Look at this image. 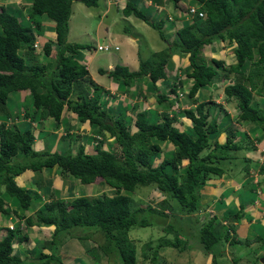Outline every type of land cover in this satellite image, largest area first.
I'll return each instance as SVG.
<instances>
[{"label":"trees","instance_id":"16d2710c","mask_svg":"<svg viewBox=\"0 0 264 264\" xmlns=\"http://www.w3.org/2000/svg\"><path fill=\"white\" fill-rule=\"evenodd\" d=\"M71 1L29 0L26 15L33 28L38 25L36 18L41 15L54 23L57 47L54 65L49 71H44L47 66H52L49 62L44 66L29 61L35 56V34L31 25L0 4V116H8L6 102L9 94L25 91L29 95L32 115L37 113L38 118L52 117L58 121L61 111L68 109L75 113L79 122L87 120L96 135L93 137V150L87 153L78 146L74 153L69 150L36 151L32 149L34 135L29 128L20 130L0 122V211L5 213L3 197L13 198L21 210L27 209L31 200L37 198L36 193L15 184L14 177L25 169L39 170L56 165L64 176L80 184H102L105 191L96 196L78 195L50 200L43 203L33 216L23 217L15 213L13 216L23 218L27 227L52 229L50 236L40 245L48 252L39 250L32 256L33 247L31 250L28 247L27 233L17 224L5 229L0 239V264H63L64 259L57 253L60 246L90 239L96 243L94 246L86 245L83 250L88 258L95 261L104 259L108 264H137L136 247L128 231L133 226L151 225L152 222L143 215L145 212L161 216L164 222L166 219L170 221L166 226L173 233L170 239L161 235L155 242L149 239L143 243L139 255L148 261L147 264L163 263L158 251L166 246L178 251H203L212 257L210 264H217V257L222 252L224 255L225 242L232 264L242 257L248 258L249 254L254 255L253 250L243 253L240 249L238 244L248 245L250 240L239 239L233 233L235 227L231 221H225L228 215L222 219V216L218 218L213 213H205L201 215L204 217L202 220H199L200 214L193 215L202 205L199 194L206 179L210 174L220 175L222 170L218 163L228 158L229 150L240 147L239 140L233 139L235 133L231 128L222 143L217 141L218 124L210 118L209 103L197 102L194 95L215 80L227 79L230 82L223 86V94L235 101V121L252 122L257 131L264 134V103L254 99V96L264 98V0H193L196 11H201L203 16L196 13L189 16L185 9L183 17H187L175 29L172 41L163 28L162 19L152 21L142 5L138 7L126 1L122 14L141 19L157 30L158 36L166 43L146 59H139L133 71L120 64H115L108 71L98 69L124 89L134 80L144 78L148 81L149 89L155 92V103L162 105L163 110L160 113L146 111L138 109V103H133L130 106L133 120L126 119L124 110L113 116L110 110L101 106L103 90L90 79L85 63H79L75 58L82 46L66 41ZM79 1L86 6L96 5V0ZM169 1L176 6L180 0ZM223 41L231 46L233 63L225 65L222 59L214 57L206 60L200 54L203 46H216ZM41 48L43 55L50 54L49 42H44ZM174 51L186 55L187 68L190 69L184 73V77L190 79L186 97L195 104L193 108L180 112L190 121V126L182 130L175 125L176 114L170 115L166 111L172 105L168 94H174L181 86L176 71L175 79L167 77ZM160 83L164 87L158 89L157 84ZM89 88L93 91L90 92ZM24 112L23 117L30 115L32 118L26 106ZM105 133L112 142L103 147ZM162 142L173 146L171 156H157ZM257 171L264 175V158ZM139 186H152L163 196L157 203L158 208H151L139 198L136 201L141 203H137V207L132 204L127 193L134 192ZM241 212V208L233 212L232 221L238 219ZM183 220L196 224L193 226L197 232L195 238L190 230L193 227L182 232L181 227L172 226V221ZM97 231L101 236L98 242L96 237H92L97 235ZM254 238L264 244V237ZM15 242L27 245L25 253L29 254L28 257L20 258L13 253ZM235 254L237 257L234 259Z\"/></svg>","mask_w":264,"mask_h":264},{"label":"crops","instance_id":"0c3cea01","mask_svg":"<svg viewBox=\"0 0 264 264\" xmlns=\"http://www.w3.org/2000/svg\"><path fill=\"white\" fill-rule=\"evenodd\" d=\"M2 1L4 2V4L7 3L5 5H8L9 7L13 9L18 8L20 9V11L23 9H27L29 5V0H1L0 4H2ZM74 1H77V0H74ZM126 1H131L135 3L138 7H140V5H142V7L145 6V8H147V11H155L161 8L163 10V14H162V18L160 17L159 19H167L164 22V25L165 23H169L168 24L169 27L163 26L166 33L169 34V41H172L175 38V34H174L175 29L181 26L182 19L186 18V16L181 18L182 15L185 14V7L187 5H196V3L193 0H180L176 6H173L169 0H139V1L105 0V7L102 10V15L107 18L106 13H107L108 6L110 5V3H112L111 5L115 7L116 12H120L123 20L124 21L128 20L127 18L133 15L124 16L121 12V9L124 6ZM70 7H71V3H70ZM20 15H22V13H20ZM147 16L149 17L148 14ZM26 17L27 16L25 15V17L23 18L25 23H28V22L31 23V20L29 21V19H26ZM39 17H40V20H38ZM133 17L136 18L135 16ZM136 19L140 20L143 24H145L141 19L139 18H136ZM36 20L39 23L38 25L34 26V31H35L34 34H35V41H37L38 43L37 46L39 45L40 50L33 51V53L35 54L34 59H31V60L28 59L31 62L36 61V55H40V53H42V48H41L42 44L47 41L50 43V47H51L52 43H54V37H55V32L53 31L54 23L52 20L48 19L44 15L38 16ZM68 20H69V17H68ZM68 20H67V27H68L67 35L69 32ZM101 21L102 19L99 18L98 22L100 24L102 23ZM113 22H114L113 19H110L109 24L106 26L105 32L109 31L108 29L112 25ZM128 22L130 24V21ZM135 25L138 27L139 23ZM170 29H172L171 31L173 32L169 31ZM87 36L90 37L88 34ZM131 40L133 41L137 40V37H132ZM160 40L163 42V45L160 48L162 49L166 45V43L162 39ZM108 42L112 43L110 41H107L106 43ZM112 44L117 45V43L115 42H113ZM221 44H224V43L221 42L220 44H218V46L215 47V48L218 47V49H216L217 51L211 54L210 56L213 57L214 54L216 53L214 58L216 59L224 58V60L222 59L224 64L233 63L234 58H233V53L231 51V46L227 45L226 42H225V47H223ZM160 49H157V51ZM94 50H96L95 47H94ZM55 51L56 50L53 51V48L51 47L50 54L48 56L46 55L47 60L40 59V61H36L39 63H35V64L45 66L49 62L50 65H52L50 68L51 70L54 65L53 58L55 57ZM23 55L25 56L24 53ZM26 57L27 55L25 56V58ZM125 57H126V54L124 53L122 56V60H120V62H118L119 60H113L112 62H108L109 60L107 61L104 60L102 62H98L99 64H96L97 66L94 72L90 70L88 66L89 63H91V61L93 60V56L91 53L85 51L83 48H79L77 54L75 55V58L77 59L79 63H85V68L88 71V76L90 77V79L96 85H99V87L103 90L101 94V98L103 100L102 103L109 104L107 108L110 110V113H112L113 116H117L118 113H121L123 110H125L127 106H131L133 103H138V106H139L138 109L140 108L142 109V107L140 106L141 104L139 103V101L141 102L140 99L138 100V102H137V99H135L134 102H128L126 99L122 98V100L119 101L117 100V98L118 96L127 98L125 95H128V94L130 95L129 96L130 98L128 99H131V96H133L134 98L135 97L140 98V96H142V93L140 92V90L137 89V87L140 86V83L143 84V88L145 89L149 88L150 86L148 81L143 78L141 80H134V82L130 85L129 88L124 89V87L120 83H117L111 80L106 75V72L100 73L98 71V69L108 71L113 68L115 63H118L120 65L127 67L126 62L124 60ZM136 59L137 61H139L140 59L138 58V54L136 55ZM180 60H181L182 65L184 64L182 63L184 61L187 64L186 55L181 54L177 51L176 52L174 51V53H172L170 57L171 64L169 65L168 74H167V77L170 80H172V79H175L173 78V76H174V72L176 71V78L181 80L180 81L181 86L180 88L178 87V89L176 90L177 93H179V89H183V88H186L185 90L187 92V88L190 86V79L184 77V74L180 76V71H179L180 67L179 65H177V63H179ZM226 60H229L228 63H226ZM137 61L134 62L135 65L130 66V69H131L130 71L135 70ZM44 71H47V67L45 68ZM186 71H190V69L187 68V65H186V69H184L183 72L185 73ZM104 76L105 78L107 77L109 79L104 80ZM227 83H229L227 79H223L221 81L215 80L209 86L206 85L200 88L202 92L204 91L207 93L206 99H202L201 97L200 98L198 97L200 96L199 90L194 95V98L196 99L197 102L205 101L209 103L208 108L210 112V118L214 119L215 122H217L218 124L215 135L223 134L225 137V134L227 133L228 129L231 128L234 131L235 135L241 134L240 135L241 137L242 136L244 137L247 135L250 138H253L254 140L258 142L260 141L259 143L262 142L261 143L262 148H264V134L257 131V126L254 123L235 121V116L237 113L235 101L232 99L225 98L223 94V86ZM157 87L158 89H161L164 86L160 83V84H157ZM207 87L211 89L209 91H206ZM89 90L93 91V88H89ZM221 96H222V100H220ZM254 99L259 103H261L260 100L262 99L264 100L263 97H258V96H254ZM7 101L9 102L8 116L6 117L0 116V122H3L6 126H9V125L15 126L20 130L24 128H29L34 135V139L32 142L33 150H36V151L46 150L48 152H53V151L63 152L65 150H69L71 153H74L77 150L78 146H82L84 151L87 153H90L93 150V144H94L93 137L96 135L92 132L93 129L89 125L87 120L79 122L74 112L68 109H63L61 111L60 118L58 121H55L52 117L38 118L37 113L32 115V111L30 110L32 106L30 103L29 95L25 91H17L15 94L9 95ZM188 101L190 102L189 104L190 106L192 104L195 105L189 99ZM25 106H26L27 112L32 115V118L29 117L30 115L23 117V113H25L24 112ZM160 106L162 108V105ZM150 110H155L156 112H158V110L156 109H150ZM160 110H163V109H160ZM166 111L169 112L168 109ZM160 112L161 111H159L158 113ZM126 114L129 116V119L133 120L134 113L132 110L126 111ZM158 118H160V116H158ZM180 122L181 124L185 125L183 123L184 122L183 120ZM189 126H190V122H189V125H187V128ZM256 135L258 136L256 137ZM250 138H248L249 142L250 141L252 142ZM216 139L218 142H221L220 139H218V136H216ZM102 140H103V147L112 142V138L107 136L106 133H105V138ZM75 141L78 142V145L76 146V149H72ZM164 146L166 148H169V150H171L170 146L172 145L164 143ZM161 150H162V147H161ZM163 150H164L163 153H166L169 151L166 149H163ZM258 164L259 163H257L256 165V163L254 162L253 165H251L249 161L245 159L244 165H243L244 172L246 171L245 166H248L247 168L248 172L246 171L247 175L249 174V169L251 166L255 169L256 171L255 178L252 179V176L248 175L251 177L249 180L254 181V182L252 181L253 185L246 186L245 183L244 185H240L236 183H234L235 185H232V184H227L228 181H226V183H223V182L217 183L216 182L217 180H215L213 181L215 183L207 184L206 182V184H204L203 187L201 188L200 194H199L200 202L202 205L204 203V198H210V201L213 202V205H214V207H212L211 204L206 203L207 205L206 204L203 205V208L200 207L198 209V212L200 211V209H202L200 215L206 213L204 212V210H210L209 212L213 213L216 217L219 218L220 216H222V219L224 215H228V218L225 220L226 223L228 221H231V223L233 224V226L235 227L237 231L236 233L237 237L243 240L251 239L255 236H261V235L263 236V233H264V175L260 174L257 171ZM230 177H234V174L233 175L231 174ZM226 179H229V178L226 177L224 180ZM245 179L246 178L244 177V179L242 180H245ZM14 181H15V184L21 187L22 189L28 192H31V193L32 192L36 193L37 198L31 200V203L29 204V207L27 209L21 210L16 207V203L13 198L3 197V200H4L3 207L5 209V213L0 211V239L4 236L5 229L13 228L15 225L19 224V227L24 228V230L27 233L28 247L30 248V250L33 247V251H31L32 256H35L37 251L39 250L48 252L47 249L45 248L42 249V247L40 248V245L42 241H44L45 238L50 236L49 232L51 228L45 227V226H28L29 228L35 227L36 229L34 231L41 235V237L39 238V241H37L38 237L35 238L36 237L35 234H33V237H30V233L27 231L28 227L24 225L23 218L13 216L15 213L19 215H23V217H26L29 215L33 216L34 212L38 208H40L43 203H46L52 200L50 199V197H53V200L60 198L57 196L58 194L55 193V192H58L59 190L53 188L56 185H59L60 187V193L62 194V199H67L68 197L73 196L75 189L78 193H82L83 189L86 188V190L84 191V195H92L94 193L99 192L100 190L105 191V187L102 184L101 185L99 184H80L75 179L64 176L63 174L60 173L59 168L56 165L52 167H43L39 170L25 169L23 172H21L20 174L14 177ZM101 187L104 190L101 189ZM225 191H228L229 194L224 193L225 195L223 197V192ZM79 195H83V194H79ZM221 197L225 199H222ZM217 202H219L218 206H217ZM239 208H241V211H242L241 216L238 219L232 221L233 212L239 210ZM13 211H16V212H13ZM209 212L207 211V213ZM51 232H52V229H51ZM33 238H35V240ZM79 241L82 242L83 247H86L87 242L85 240H79ZM68 244H69L68 246L67 244L65 245L63 244L62 246H60L57 252L64 259L65 263H69L71 262L70 260L72 259L76 260L81 257V255L79 254L70 252V256L68 255V257L70 258H68L67 253H69V251L67 250L76 248L75 246L71 247L73 242H69ZM25 247H27V245L15 242L13 246V253L19 256L20 258L28 257L29 254L25 253ZM160 252L164 255V259H163V255L162 256L159 255V258L161 257L163 259V260L161 259V261L164 263L159 262L158 264H167L168 258L173 263L175 259L177 258V254L181 251H178L177 248L166 246V247H163L159 251V253ZM80 253L81 254L84 253L83 250L80 251ZM228 253H229L228 251H225L224 256L231 259ZM254 255L256 256V253ZM90 260L91 259L89 258L88 262ZM140 260L145 261L144 259H141V258ZM240 261L244 262V261H247V259L246 257H242L240 258ZM138 262L139 260L137 261V264H140V262L139 263ZM93 263L101 264L100 261H95V260L93 261ZM225 264H229V263L225 262Z\"/></svg>","mask_w":264,"mask_h":264},{"label":"rangeland","instance_id":"374dc122","mask_svg":"<svg viewBox=\"0 0 264 264\" xmlns=\"http://www.w3.org/2000/svg\"><path fill=\"white\" fill-rule=\"evenodd\" d=\"M134 1H139V0H134ZM191 2H193V1H191ZM2 4H4L3 1H2ZM5 4H7V3H5ZM5 4H4L5 8L9 9L11 12L16 13L17 15L21 16L22 19L25 17V15H26L25 10H27V9H23L20 11V9H18V8L13 9V8L9 7L8 5H5ZM111 4L112 3H110V5L108 6L107 13H106L107 18H106L102 15V10L105 7V0H96L95 6H86L79 0H77V1L72 0L71 1L70 15H69V20H68L69 32H68V35H66V39H67L66 41L70 44L75 43V44L81 45L85 51L92 54L93 60L91 61V63H89L88 66H89L90 70H92L94 72H95V68L97 66L96 64H99L98 62H102L104 60H106V61L109 60L108 62H112L113 60H119L118 62H120V60H122V56L124 53L126 54V57L124 58L126 65H127L128 69L131 70L130 66L135 65L134 62L137 61V59H136L137 54H138V58H140V60H144L152 52H155V50L157 51V49H160L163 45V42L160 40L161 38L158 36L157 30L153 29L151 26L147 25L146 23L143 24L140 20L134 18L133 16H129L127 18L128 20L124 21L120 12H116L115 7L112 6ZM143 9L145 10V13H147L149 15V17L152 19V21H157V20H159L160 17L162 18L163 10L161 8H159L155 11H147V8H145V6H144ZM20 13H22V15H20ZM99 18L102 19L101 24L98 22ZM181 18H183V15ZM110 19H113L114 22L109 27V29H108L109 31L105 32L106 26L109 24ZM38 20H40V17L38 18ZM166 20L167 19H162L163 26H168L169 23H165V25H164V22ZM128 21H130V24ZM137 23H139L138 27L135 25ZM123 28H125V29H123ZM171 30L172 29H170L169 31H171ZM171 32H173V31H171ZM87 34L90 37H88ZM132 37H137V40H134V41L131 40ZM107 41H110L112 43L113 42L117 43L116 46L118 47V50H114V51H97V50H94V47L96 44H105ZM225 42L226 41H223L222 43H224V44H221L223 47H225ZM227 45H228V43H227ZM216 46H218V45H216ZM216 46H211V47L210 46H203L200 54L206 60H209L211 58L210 55L217 51L216 49H218V47L215 48ZM51 47L53 48V51H54V50H56L55 48L57 46H56V44L52 43ZM35 50H40L39 45L34 49V51ZM215 55H216V53L214 54L213 57H215ZM40 59L47 60V57L45 55H43L42 53H40V55H36V61H40ZM222 59L224 60V58H222ZM36 61H32V63H39ZM228 61L229 60H226V63H228ZM138 62L139 61H137V64H138ZM182 63H184V64L183 65L181 64V60L179 63H177V65H179V67H180V70H179L180 76H182L184 74L183 71H184V69H186V65H187L185 61ZM115 64H118V63H115ZM137 64L135 66V69L137 67ZM225 65H229V64H225ZM50 68H51V66H47V71H49ZM106 79H109V78H107V77L105 78V76H104V80H106ZM139 83H138V85H139ZM129 87L130 86H128L127 88H129ZM137 89L140 90L142 95L146 96V98H142V96L139 95L140 98L139 97L134 98L133 96H131V99H128V98H130L129 97L130 95L128 94V95H125L127 98H124L122 96H118L117 100L120 101L123 98V99H126L128 102H134L135 99H137V102H138V100L140 99L141 102H143V103H141L139 101V103L141 104L140 106L142 107L143 110L147 111L150 109H156L159 112V111H161L160 109H163V107L161 108V106L158 105L157 103H155V101H154V95H155L154 90H151L149 88H146V89L143 88V84H141V83H140V86L137 87ZM185 89L186 88L179 89L180 95L177 93V91L174 94H168V98L171 99V101H172L171 107L168 108V111H169L168 113L176 114L177 122L175 123V125L178 126V129H181V130L186 129L187 125H189L190 121L188 119L184 118L183 116H181L180 112L184 111L185 109H188L189 107L192 108L194 106L193 104L191 106L189 105L190 102L188 101V98L186 97L187 92ZM210 89L207 87L206 91H209ZM218 91H220V90H218ZM15 93L16 92H12L9 95H13ZM199 93H200V96H198L199 98L200 97L202 99L207 98L206 92H204V91L202 92V90L199 89ZM220 98H221L220 100H222V96ZM260 101L262 104L264 103L263 99ZM26 104H27V102H26ZM8 105H9V102L7 101L6 102L7 109L9 108ZM108 105L109 104H107V103L101 102V106H104V108L107 110H109L107 108ZM126 111H131V107L127 106L124 110V114L126 116V119H129V116L126 114ZM159 119L161 120V118H159ZM182 120L184 121L183 123L185 125L181 124L180 121H182ZM41 134H43V133H41ZM240 135L241 134H239V135L237 134L233 137L234 140H237L240 138L238 141L240 147L238 149H235V150H229V153L231 155L228 153L229 157L222 159L218 163L219 167L222 170L221 174L220 175H213V174L209 175V177L205 181V184H206V182H207V184L208 183H215L213 181L217 180L216 181L217 183H220V182L226 183V181H228L227 184H232V185H235L234 183L240 184V185H244V183H245L246 186L247 185H250V186L253 185L252 183L254 181L249 180V179L251 178L250 176H252V179L256 177V175H255L256 171L251 166L249 169V174H248L250 176H248L247 175L248 171L244 172V170H243L244 161H245V159H247L251 165H253L254 162L257 165V163H260L262 161V159L264 158V148H262V144H261L262 142L259 143L260 141L258 142L256 140H254L253 138H250L247 135H246L247 137L246 136L241 137ZM216 136H218V139H220V141H221L220 143H222L224 140L223 139L224 135L223 134H217ZM248 138H250L252 140V142L251 141L249 142ZM164 143L165 142L161 143L162 150L157 154V156L158 155H161V156L165 155L166 157H169L172 155V151H174L173 150L174 148H173V146H170L171 150H169V148H166L164 146ZM77 145H78V142L75 141L72 149H76ZM107 145H105L104 147H106ZM163 149H166L169 151L166 153H163V151H164ZM258 154H259V156H258ZM231 174L232 175L234 174V177H230ZM226 177L229 179L224 180ZM244 177L246 179L242 180V179H244ZM231 178H233V179H231ZM53 188L59 190L58 192H55L58 194L57 196L60 197L57 199H62V194L60 193L59 185H56ZM101 189H103V188L101 187ZM50 190H52V189H50ZM85 190H86V188L83 189L82 193H78L75 189L73 196H78L79 194L84 195ZM101 191L102 190H100L99 192L94 193L92 195H88V196H96ZM211 192H212V190H211ZM224 193L229 194L228 191H225V192H223V197L225 195ZM127 194L132 199V202H133L132 204H134L135 207H137L136 205L141 203V202L136 201V199L139 198L142 201V203L149 204L151 206V208L156 209V208H158V206H157L158 201H160L163 198V196L160 195L158 193V191H156L152 186H150V187L149 186H139L134 192H128ZM223 197H221V198L225 199ZM50 199L53 200V197H50ZM199 200H200V198H199ZM206 203L211 204V206L214 207L213 202L210 201V198H204L203 205H205ZM203 205H201L200 207L202 208ZM218 205H219V202H217V206ZM201 210L202 209H200L199 212H196L193 215L201 214ZM163 211L166 213H169V210H167V209H164ZM207 211L209 212L210 210H204V212H206V213H207ZM209 213H211V212H209ZM143 215L149 221L152 222L151 225L150 226H144V227L133 226L129 229V232H128L129 237L131 238V240L134 241V244L136 247V256H137L136 259H137V261L139 260L140 264L148 263V261L140 260L139 251L141 250V246L143 245V243H145L149 239L155 242L156 239L161 235H165L169 239L173 235V233L166 226V224L170 221H168L166 219L164 222V218H162L159 215L156 216V214L151 215V214L145 212V213H143ZM191 217H192V215H191ZM203 218H204L203 216H201V215L199 216V220H202ZM172 223H173L172 226L181 227L180 231H182V232L188 231V227L196 226V224L194 222L191 224H188L189 220L188 221L183 220V222L172 221ZM161 225H162V227H161ZM35 229H36L35 227H31V228L28 227L27 231L30 233V237H33V234H35L36 235L35 238L38 237L37 241H39V238L41 237V235L39 233L35 232L34 231ZM194 229H195V227L190 229L193 231L192 232L193 238L196 237V233H197ZM80 230L84 231L85 229H80ZM47 231H49V230H47ZM50 232H51V229H50ZM50 232H49V234H51ZM87 232L88 231H86V233ZM97 232L95 233L97 235L92 236V237H96L97 242H98L99 241L98 237L101 238V236H100V233L98 232L99 233L98 234ZM233 233L234 234L237 233L235 228L233 229ZM262 237H264V233H263ZM35 238H33V239L35 240ZM249 240H250V243L248 245L246 243H240L239 247L241 250L243 249V251H242L243 253H247L250 250L255 251L256 256L249 254L248 255L249 259L246 257L248 259V261L241 262L239 260V262H237L236 264H264V262L259 263V257H261V256L264 257V246H263V244L261 242H256V239L254 237L249 239ZM94 241L91 239L86 241L87 246H94V244L96 243V241L95 242ZM79 242L80 241H78V240L73 242L71 247L75 246L76 248L67 250V251H69V253H67V257H68V255L70 256V252L75 253V254H79V255H81V257L76 259V260L72 259V260H70L71 262L66 263V264H94L93 263L94 258H90L91 260L88 262V259H89L88 256L84 253H82V254L80 253V251L84 250L85 247L82 246L83 245L82 242H80L81 244ZM182 242L183 241H181V243ZM68 245L69 244H67V246ZM223 246L225 247V250L228 251L226 242L223 243ZM159 251H158V256L159 255L162 256L163 254L161 252L159 253ZM92 254L93 253L88 254V255H92ZM228 255L230 256L229 253H228ZM236 257H237V254H235L234 259ZM68 258H70V257H68ZM217 258L219 260V262L217 264H221V263L225 264V262L232 264L231 259L225 257L223 255V252L220 254V257H217ZM163 259H164V255H163ZM99 261L101 264H108V262H106L104 259H99ZM211 262H212V257L210 255H208L207 253H204L203 251H197L195 249L182 250L181 252H179L177 254V258L175 259V261L173 263L171 262V260H169V258L167 260V264H210ZM63 264H65V262H63Z\"/></svg>","mask_w":264,"mask_h":264},{"label":"built area","instance_id":"2783aa9c","mask_svg":"<svg viewBox=\"0 0 264 264\" xmlns=\"http://www.w3.org/2000/svg\"><path fill=\"white\" fill-rule=\"evenodd\" d=\"M196 5H187L185 7L186 9V13L187 15L189 16H192L193 14H197V16L201 17L203 16V13L201 11H196ZM37 41H35V39L33 40V47L36 48L37 47ZM95 49L97 51H114V50H117L118 47L112 43H105V44H97L95 46ZM180 95V92L178 93Z\"/></svg>","mask_w":264,"mask_h":264},{"label":"clouds","instance_id":"9594fccd","mask_svg":"<svg viewBox=\"0 0 264 264\" xmlns=\"http://www.w3.org/2000/svg\"><path fill=\"white\" fill-rule=\"evenodd\" d=\"M27 16V15H26ZM26 19H29L28 18V16L26 17ZM30 21V20H29ZM29 23V22H28ZM31 25V28H32V30L34 31V28L32 27V24L31 23H29V26ZM35 32V31H34ZM34 38H35V35H34ZM96 46V45H95ZM90 92H92V91H90ZM156 190V189H155ZM157 191V190H156ZM159 193V192H158ZM129 232V231H128ZM129 236V235H128ZM262 257V256H261Z\"/></svg>","mask_w":264,"mask_h":264},{"label":"water","instance_id":"95a60500","mask_svg":"<svg viewBox=\"0 0 264 264\" xmlns=\"http://www.w3.org/2000/svg\"><path fill=\"white\" fill-rule=\"evenodd\" d=\"M259 262L260 263H263L264 262V257L263 256L259 258Z\"/></svg>","mask_w":264,"mask_h":264}]
</instances>
